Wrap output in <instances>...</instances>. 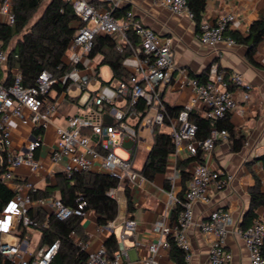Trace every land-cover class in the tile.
Returning a JSON list of instances; mask_svg holds the SVG:
<instances>
[{
    "label": "built area",
    "instance_id": "built-area-1",
    "mask_svg": "<svg viewBox=\"0 0 264 264\" xmlns=\"http://www.w3.org/2000/svg\"><path fill=\"white\" fill-rule=\"evenodd\" d=\"M15 1L0 0V24L15 23ZM153 1L176 15L195 19L188 0ZM71 2L79 23L69 45L73 52L69 61L71 69L60 77L44 71L33 87L23 86L22 76L17 70H13L11 83H0V141L6 150L0 184L13 192L0 211V264H53L60 241L39 247V241L35 246L33 235H43L51 218L61 222L74 219L83 222L92 211L81 193H77L75 206L66 205L56 196L35 200L34 195L38 192L36 183L16 174L23 166H27L32 174L45 169L44 163L37 160L35 154L45 144V134L53 125L58 111L57 103L50 99L55 86L62 83L66 89L76 87L87 96L86 115L71 117L67 128H55V142L48 154L49 172L53 174L56 167L62 166L65 178L72 185L75 184L73 176L76 173L90 172L108 174L131 187L147 181L138 165L139 154L143 150L136 146L129 149L123 147L126 139L138 141L137 128L141 126L152 131L158 126L167 127L176 158L182 152L186 158L199 152L211 155L220 141L229 140V133L213 129L208 139H196L197 126L191 120V113L217 121L231 115L241 103H249L252 99V87L243 75L239 72L228 74L217 62L210 65L204 81L189 78L186 69L176 67L170 41L143 26L132 11L117 18L113 8L99 9L87 0ZM235 21L233 13L221 14L215 23L202 21L198 33L200 42L214 48L221 44L235 46L236 40L228 35ZM130 34L137 37L139 46L133 44ZM99 35H110L114 39L121 37L123 42L117 49H130L137 58V67L128 77L115 78L90 93L89 86L94 79L83 72L81 66L85 59L91 58L95 39ZM7 62L8 53L0 42V70L7 66ZM175 71L193 92L176 118L170 115L160 95L161 87L171 81ZM141 104L145 113L138 108ZM109 118L111 122H108ZM13 119L33 130L32 138L25 142L20 153L13 149ZM121 148L128 154L126 158L116 153V149ZM190 175L183 198L171 192L163 217L153 224L151 231L156 240L148 245L146 256L135 262L129 258L126 241L139 228L138 222L130 218L122 223L119 233L115 231L114 222L100 226V230L109 237L114 235L116 238L118 250L112 256L106 245L90 249L87 241L83 242L75 231L72 232L71 238L88 254L83 264H159L161 251H170L171 241L183 250L189 262L192 246L188 232L195 221L194 205L208 202L209 191H223L235 178L232 174L212 168L207 162L194 165ZM108 196L117 200L116 188L111 189ZM34 209L43 210L44 215H32ZM235 224L233 215L227 210L213 211L199 224L201 231L210 239L206 264L232 262L233 254L227 249V238ZM235 233L248 248L250 264H264V221L257 219L247 228L237 227ZM136 246H141V242H136Z\"/></svg>",
    "mask_w": 264,
    "mask_h": 264
},
{
    "label": "crops",
    "instance_id": "crops-1",
    "mask_svg": "<svg viewBox=\"0 0 264 264\" xmlns=\"http://www.w3.org/2000/svg\"><path fill=\"white\" fill-rule=\"evenodd\" d=\"M87 1L99 9L128 8L127 12L132 11L135 19L143 26L155 31L161 38L170 41L176 67L186 69L189 78L198 79L202 77V81H204L206 71L210 65L217 62L228 74L241 73L245 81L251 85V101L241 103L240 107L230 115L236 133L245 138V145L242 150L233 152L229 139L228 141H220L211 155H204V162H207L212 168L220 170L224 174H232L235 178L223 191H209L208 202H198L194 205L195 221L188 232L192 246V257L189 263L206 264L210 239L201 231L199 224L206 220L213 211H229L236 222L227 238V249L233 254V260L230 264H250L248 248L245 242L236 235L235 229L241 227L244 216L249 212L250 190L256 184V177L259 179L261 190L264 192V165L261 160L264 156V40L255 51L254 60L260 66L255 67L248 60V47L246 45L237 43L233 47H228L221 44L215 48L205 46L198 38L200 25L197 28L195 19L191 20L186 16L176 15L153 0ZM228 13H233L236 16V21L231 25L228 34L238 33L243 37H247L252 24L264 16V0H207L202 21L215 23L221 14ZM78 28L79 23L77 22ZM130 37L133 44L139 46L137 37L134 34H130ZM114 40L117 46H120L123 42L121 37ZM127 50L129 52L124 60V67L128 77L137 67V58L130 49ZM72 53L68 48L65 61L70 69L69 61ZM90 57L85 59L81 66L83 72L94 79L89 86L90 93L97 91L100 86L110 83L115 78H124L114 77L112 69L104 65L111 72V78L104 80L101 77L104 56L97 54ZM5 73L6 67L0 70L3 79L6 77ZM160 95L165 106L168 104L183 109L192 98L193 92L180 78L179 72L175 71L171 81L161 87ZM86 98L87 96L76 87L66 89L62 83L54 87L50 99L57 103L58 111L54 117L53 125L45 134V144L35 154V158L44 163L45 169L43 173L38 174H32L27 166H23L16 171L19 177L28 178L36 183L38 191L49 193L38 197L35 194V200L51 196L62 199L60 186L65 178L63 168L62 166L56 167L54 173L51 174L49 172L48 154L55 142V128L64 125L67 128L71 117L86 115ZM108 120V122H111L110 118ZM156 128L162 133L169 134L167 127L158 126ZM12 129L13 149L15 152L20 153L23 151L22 148L25 142L32 138L33 130L31 127L21 124L17 119L12 120ZM137 129L139 133L138 141L134 142L126 139L123 142V147L129 149L136 146L143 150L138 158V165L143 169L154 145L155 129L152 131L150 128L143 126ZM86 133L89 134V131H86ZM124 148L120 150L127 157L128 154L124 151ZM186 159L183 152L179 158H176L173 154L169 158L166 173L158 174L153 180L138 182L133 187L129 186L127 182H123L116 188L118 217L113 221L116 233L121 231L122 223L126 219L133 218L139 225L137 233L130 236L126 241L131 261L135 262L146 256L148 245L156 240L151 228L156 221L163 217L170 199V193L172 192L178 197L184 196L191 175L185 181L181 175V170L184 169L190 172L192 169V164L188 166L181 164ZM126 189L130 190L133 211L128 210ZM32 211V215H44V211L41 209ZM256 213L258 219L264 221V207L258 208ZM97 219V214L92 210L81 224L84 226L90 249H97L105 245L106 240L109 238L106 232L100 230ZM33 237L35 246L38 245L39 241L38 246L41 247L42 235L35 233ZM136 242H141V246H136ZM131 251L134 253V259L131 257ZM159 264H173L169 258V251H161Z\"/></svg>",
    "mask_w": 264,
    "mask_h": 264
},
{
    "label": "trees",
    "instance_id": "trees-1",
    "mask_svg": "<svg viewBox=\"0 0 264 264\" xmlns=\"http://www.w3.org/2000/svg\"><path fill=\"white\" fill-rule=\"evenodd\" d=\"M46 0H16L13 4V11L16 21L13 25L0 24V42L3 49L8 53L6 66V77L0 75V83L9 84L14 78L13 70H17L23 79L24 87H33L39 75L44 71L53 73L60 77L67 73L70 68L65 58L67 50L77 32L78 18L74 12L73 4L67 0H49L40 17L32 22L35 14L44 5ZM188 4L195 14L196 26L200 25L203 13L206 10L207 0H188ZM128 8H115L113 14L122 18ZM238 44L248 47V60L255 67H260L254 60V54L263 41L264 37V16L254 22L250 27L249 35L243 37L238 33H229ZM128 50H117V43L110 35H99L95 39L91 56L102 54L104 61L102 65L109 66L114 77H127L128 73L124 67V60L128 56ZM202 77L198 80L202 81ZM145 113L144 105L138 107ZM166 108L172 117H178L182 108L172 107L166 104ZM191 120L197 126L196 139L206 140L210 137L213 129L227 131L231 141L233 152H240L245 145V138L238 135L231 123L230 115L224 119L211 121L202 118L197 113H191ZM175 146L171 136L162 133L156 128L154 130V145L149 153L148 160L143 168V175L148 180H153L158 174L167 171L169 158L174 154ZM6 160V150L0 141V171L3 169ZM264 165V156L262 157ZM204 163V153L199 152L194 157L187 158L182 165L192 167ZM191 174L181 170L183 180H187ZM75 184L72 185L66 178L60 186L63 202L69 206H75L77 193H81L87 200L89 208L97 216L99 226H106L118 217V203L108 196L111 189L118 188L120 181L108 174L102 173H76L73 176ZM48 192L38 191L36 197L47 195ZM11 190L0 184V211L12 197ZM128 199V210L133 211V203L130 190L126 189ZM181 199L183 198L180 197ZM264 207V192L261 190L260 181L256 177V184L250 190V209L244 216L242 228H247L258 219L256 210ZM81 220L74 219L70 222H61L50 219L49 226L44 229L41 247L51 245L56 240L61 243L60 249L53 261V264H83L88 254L71 238V233L76 232L83 242L87 241L84 226ZM169 251V258L173 264H190L186 260L185 253L175 242ZM109 255L112 256L118 250V244L114 235H111L105 243Z\"/></svg>",
    "mask_w": 264,
    "mask_h": 264
},
{
    "label": "rangeland",
    "instance_id": "rangeland-1",
    "mask_svg": "<svg viewBox=\"0 0 264 264\" xmlns=\"http://www.w3.org/2000/svg\"><path fill=\"white\" fill-rule=\"evenodd\" d=\"M48 1H49V0H46L45 3H44V5H43V6L40 8V10L35 14V16H34L32 22L36 21V20L40 17V15L42 14V12H43V10H44L46 4L48 3ZM129 57H131V56H129ZM126 66H127V65H126ZM101 77H102L104 80H108V79L111 78V72H110V69H109L107 66H103V67H102V69H101ZM62 127H65V125L62 126ZM116 153H117L118 155H120L121 157L126 158L125 154H123V153L121 152L120 149H116ZM41 173H43V171H41ZM23 194H25V192H23ZM130 254H131L132 259H134V253H133V251H131Z\"/></svg>",
    "mask_w": 264,
    "mask_h": 264
}]
</instances>
